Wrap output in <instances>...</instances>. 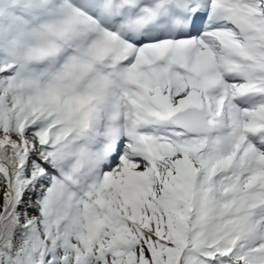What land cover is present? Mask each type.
Wrapping results in <instances>:
<instances>
[{"label": "snow or ice", "instance_id": "obj_1", "mask_svg": "<svg viewBox=\"0 0 264 264\" xmlns=\"http://www.w3.org/2000/svg\"><path fill=\"white\" fill-rule=\"evenodd\" d=\"M0 264H264V0H0Z\"/></svg>", "mask_w": 264, "mask_h": 264}]
</instances>
